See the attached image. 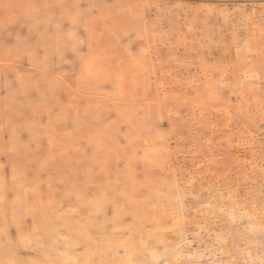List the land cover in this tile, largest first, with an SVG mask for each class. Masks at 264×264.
<instances>
[{
	"label": "rangeland",
	"instance_id": "374dc122",
	"mask_svg": "<svg viewBox=\"0 0 264 264\" xmlns=\"http://www.w3.org/2000/svg\"><path fill=\"white\" fill-rule=\"evenodd\" d=\"M0 264H264V0H0Z\"/></svg>",
	"mask_w": 264,
	"mask_h": 264
}]
</instances>
